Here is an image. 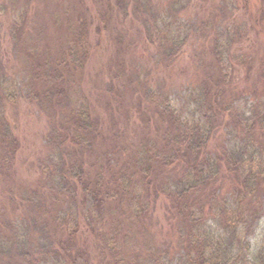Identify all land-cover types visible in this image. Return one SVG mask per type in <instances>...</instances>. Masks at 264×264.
Listing matches in <instances>:
<instances>
[{
    "label": "rangeland",
    "instance_id": "rangeland-1",
    "mask_svg": "<svg viewBox=\"0 0 264 264\" xmlns=\"http://www.w3.org/2000/svg\"><path fill=\"white\" fill-rule=\"evenodd\" d=\"M173 5L182 11L181 26L190 24L194 29L171 64H162L161 60L156 63L158 45L151 44L148 37L151 27H155L152 18L160 7L164 17L162 9L171 10ZM232 26H236L242 39H237L231 49L235 73L229 92L233 95H226V99L257 101L264 110V0H0V77L6 79L2 89L9 97L0 101V112L17 149L11 170L6 176L0 173V241L13 237L5 230L6 224H27L17 216L27 207L24 199L28 195L45 193L43 201L53 207V192L43 184V171L54 168L48 160L51 147L46 142L70 127L85 125L81 108L90 116L92 130L83 133L92 135L91 146L83 147L81 152L78 148V152L70 149V153H80L78 159L92 179L96 180L100 169L108 167V156L113 159V166L117 158L129 168H148L150 161L139 163L133 156L140 151L159 152L166 126L146 109L141 91L143 77L151 76L156 85L169 78L173 88L170 95L179 94L178 88L188 77L214 63V39L232 32ZM159 63L160 66L156 65ZM216 75L218 78L217 70ZM44 96L55 99L42 107L30 101ZM176 98L178 101V95ZM52 102H57V107ZM222 121L224 125L209 147L219 154L228 145L225 132L231 123L228 116ZM260 136L264 140V131ZM2 152L0 147V167ZM105 174L109 171L105 170ZM222 174L224 179L214 187L230 196V206L232 186L243 177L227 168H223ZM261 182V189L252 195V204L248 203L250 210L261 216L257 220L256 215L249 223L252 248L264 235L262 178ZM203 195L202 192L194 196L199 200ZM145 200L133 202L143 201L146 207ZM148 204L147 210L142 208L146 212L139 219V230L133 229L134 219L117 217L122 220L120 231H129L127 260L132 258L135 240H141L140 244L175 247V229L180 224L176 223L179 218L173 204L164 197ZM243 206L242 212H247L245 203ZM58 210L63 211V206L53 212ZM231 210L235 212L236 208ZM50 216L49 221H53V215ZM112 237L118 239L117 234L112 233ZM115 243L119 249L120 240ZM172 251L176 255L177 250ZM104 264H109V259Z\"/></svg>",
    "mask_w": 264,
    "mask_h": 264
},
{
    "label": "trees",
    "instance_id": "trees-1",
    "mask_svg": "<svg viewBox=\"0 0 264 264\" xmlns=\"http://www.w3.org/2000/svg\"><path fill=\"white\" fill-rule=\"evenodd\" d=\"M161 7L153 15L155 27L154 30L151 27L148 37L151 44L158 45L156 63L161 60L162 64H171L194 26H181L180 7L162 9L164 17ZM231 29L232 32L214 39L211 49L214 63L188 77L178 88L179 94L170 95L173 88L169 78L156 85L151 76L143 77L140 87L146 109L166 126L159 152L138 150L139 156H133L139 163L150 161L148 168H129L117 158L113 166V159L108 156L105 159L108 167L104 166L97 179H92L78 159L80 153H70V149L78 152V148L81 152L83 147L91 146L92 135L83 133L92 130L90 116L82 108L85 125L70 127L53 141L47 140L51 147L48 160L54 168L43 171V184L53 192V207L43 201L45 193L40 190L42 195L35 193L24 199L27 207L17 217L27 224H6L5 230L13 237L0 241V264H95L97 261L104 264L106 259L109 264H264V235L255 248L249 242V225H252L249 223L259 213L248 206L252 204V195L261 189V178L264 180V140L260 136L264 131V110L257 101L251 103L242 97L233 102L226 99V95H233L229 92L235 73L231 49L237 39H242L236 26ZM215 70L218 78L214 77ZM5 81L0 77V101L9 98L2 89ZM53 99L55 96H44L30 101L42 107ZM52 103L57 107V102ZM225 116L231 120L226 127L228 133L225 132L228 145L219 154L209 147L224 125ZM0 138L3 151L0 173L6 176L17 149L2 112ZM223 168L243 177L232 186L230 206V196L221 194L220 187H214L224 179ZM202 192L204 195L198 200L194 195ZM161 197L173 204L179 218L176 223L180 226L174 228L175 247L153 246L151 242L140 244L141 240H135L132 258L127 260L129 231H120L122 220L117 217L134 219L133 229L139 230L138 222L148 209V201ZM140 198L146 199V207L143 201L133 202ZM244 203L247 212H242ZM59 205L63 211L53 212ZM232 207L236 208L235 212ZM51 214L53 221H49ZM260 218L259 215L256 219ZM112 233L117 234V240ZM119 240L117 249L114 244ZM172 250H177L176 255Z\"/></svg>",
    "mask_w": 264,
    "mask_h": 264
}]
</instances>
